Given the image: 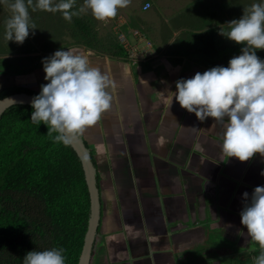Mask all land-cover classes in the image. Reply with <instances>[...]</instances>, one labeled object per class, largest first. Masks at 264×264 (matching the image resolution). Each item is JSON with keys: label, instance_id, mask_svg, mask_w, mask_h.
I'll return each instance as SVG.
<instances>
[{"label": "crops", "instance_id": "0c3cea01", "mask_svg": "<svg viewBox=\"0 0 264 264\" xmlns=\"http://www.w3.org/2000/svg\"><path fill=\"white\" fill-rule=\"evenodd\" d=\"M145 2L151 8L142 11ZM162 3L134 0L129 9L152 44L142 57L118 43L113 26L103 43L95 36L81 43L42 42L29 72L0 65V94L21 88L38 95L47 83L42 59L62 48L86 55L114 82L110 110L79 134L100 199L89 264H248L259 245L241 224L242 197L264 185V158L228 159L221 152V126L213 118L198 121L173 98L179 79L226 67L240 54L241 46L221 33L243 16L248 0H167L168 16ZM11 44L3 49L22 48Z\"/></svg>", "mask_w": 264, "mask_h": 264}, {"label": "clouds", "instance_id": "9594fccd", "mask_svg": "<svg viewBox=\"0 0 264 264\" xmlns=\"http://www.w3.org/2000/svg\"><path fill=\"white\" fill-rule=\"evenodd\" d=\"M130 3L131 0H84L79 10L73 11L75 0H0L11 11L5 39L23 44L30 32L34 35L36 26L31 23L29 6L33 11L61 12L69 22L85 11L98 21H106ZM226 25L229 30L221 35L240 45V54L233 56L226 67H212L191 78L179 79L173 98L181 108L194 113L198 121L213 118L222 128V154L246 162L256 154L264 158V60L256 54L264 50V0L245 8L240 19ZM42 65L47 83L31 101V121L45 124L49 135L57 133L55 142L67 145L110 110L113 98L108 89L115 85L102 68L72 50H57L43 58ZM260 174L264 176V170ZM242 198L241 224L261 250L254 264H264V185L255 187L251 196L243 193ZM64 252L63 248L33 250L25 255L23 264H65Z\"/></svg>", "mask_w": 264, "mask_h": 264}, {"label": "trees", "instance_id": "16d2710c", "mask_svg": "<svg viewBox=\"0 0 264 264\" xmlns=\"http://www.w3.org/2000/svg\"><path fill=\"white\" fill-rule=\"evenodd\" d=\"M72 19L83 37H96L89 21ZM15 93L36 96L15 88L0 99ZM32 112L15 105L0 117V264H23L28 252L51 248L77 264L89 214L81 163L69 144L54 141L57 133L31 121Z\"/></svg>", "mask_w": 264, "mask_h": 264}, {"label": "rangeland", "instance_id": "374dc122", "mask_svg": "<svg viewBox=\"0 0 264 264\" xmlns=\"http://www.w3.org/2000/svg\"><path fill=\"white\" fill-rule=\"evenodd\" d=\"M55 3H58L59 0H54ZM139 0H137L138 3ZM157 2V0H153ZM162 11L164 14L169 15V10L165 8L167 5V0H162ZM260 0H248V6H251L254 3H258ZM35 3V0H34ZM190 3V2H189ZM84 4V0H75L74 8L73 11H78ZM134 4V0H131V3L127 8H122L121 10H118L117 16L121 15L122 17L127 19L128 24H130L131 27L137 28L142 34H148V32L142 28L139 24H136L135 21H132V17L130 15V10L133 9L132 5ZM200 4V3H199ZM197 5V10H202V4ZM144 12L145 15L149 14L150 16H153V14ZM29 14H30V19L31 23L35 24L36 29L34 31V35L30 32L29 37L25 40L23 44H15L14 46L21 45L22 48H11L10 50H5L3 47L5 45H12L11 43L14 41L8 42L5 39V31L3 32V27L4 30L6 29V26H3L4 23H6L7 19L10 18L11 16V11L10 9H7L4 7L2 9L0 7V65H4L6 68L8 67H17L15 64L22 66V70H25L26 72L30 70L31 68L34 67V59L35 57L32 55L33 51L38 52L42 50V48L39 47L42 42L46 44V46H53L56 44H65L72 42L74 39L77 42H88V40L81 35L77 29L72 24V20L69 22L64 19L63 15L61 12H47L43 10H35L33 11V7L29 6ZM81 18L86 21L91 22V24L94 26V33L96 34V37H98V40L103 43V41H106L104 37L108 36V33L110 29L112 30V21L117 18H111L106 21H98L96 20L90 11H85L81 12L79 15ZM240 19V18H239ZM89 25V24H88ZM92 27V26H91ZM127 39L129 42L133 45L136 44L134 41L133 37L131 34L127 33L126 34ZM148 36V35H147ZM149 38V37H148ZM95 46L100 47V43L96 41L94 43ZM13 46V47H14ZM65 46V45H64ZM138 47H143V44H138L136 45ZM11 47V46H10ZM36 49L38 51H36ZM25 55V56H21ZM24 60V61H18V60ZM22 62V63H18ZM25 72V73H26ZM29 72V71H28ZM6 74V73H5ZM260 247L256 248L255 252L256 255L255 257L259 256L260 254ZM247 264V263H246ZM248 264H254V258L248 257Z\"/></svg>", "mask_w": 264, "mask_h": 264}, {"label": "water", "instance_id": "95a60500", "mask_svg": "<svg viewBox=\"0 0 264 264\" xmlns=\"http://www.w3.org/2000/svg\"><path fill=\"white\" fill-rule=\"evenodd\" d=\"M33 97L35 96L26 93H15L0 99V117L8 108L15 105L32 107L31 101ZM69 145L80 160L89 198L87 226L77 264H89L100 220V199L96 183V170L91 160L90 152L79 135L72 139Z\"/></svg>", "mask_w": 264, "mask_h": 264}, {"label": "built area", "instance_id": "2783aa9c", "mask_svg": "<svg viewBox=\"0 0 264 264\" xmlns=\"http://www.w3.org/2000/svg\"><path fill=\"white\" fill-rule=\"evenodd\" d=\"M151 8L149 2H145L142 5V11H147ZM113 30L116 33L118 43L126 50L131 53V55L139 54L141 57L148 50H151L152 44L146 38L145 34H142L138 29L131 27L128 22L122 16H118L113 22ZM132 35L134 41L138 44H143V47L132 46L127 39L126 34Z\"/></svg>", "mask_w": 264, "mask_h": 264}]
</instances>
